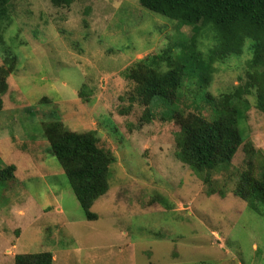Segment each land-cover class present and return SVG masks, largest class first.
<instances>
[{
    "label": "rangeland",
    "instance_id": "rangeland-1",
    "mask_svg": "<svg viewBox=\"0 0 264 264\" xmlns=\"http://www.w3.org/2000/svg\"><path fill=\"white\" fill-rule=\"evenodd\" d=\"M14 9L0 45V65L7 49L19 57L0 116L15 123L0 127V137L15 136L1 145L0 167L2 158L16 167V178L0 180V264L42 252H52L54 264H264V203L254 210L234 195L250 165L254 174L264 170L257 98L248 97L252 109L239 120L246 148L213 177L216 193L209 194L176 158L173 123L160 120L181 104L157 98L150 107L157 117L142 121L144 107L129 97L134 83L122 76L161 52L167 34L178 35L177 22L171 26L139 0H81L59 8L50 0H16ZM27 11L33 17L25 26ZM245 66L244 57L216 64L211 93L239 85ZM205 114L215 116L207 106ZM51 121L95 131L99 146L115 155L110 189L91 208L95 220L86 219L44 138Z\"/></svg>",
    "mask_w": 264,
    "mask_h": 264
},
{
    "label": "trees",
    "instance_id": "trees-1",
    "mask_svg": "<svg viewBox=\"0 0 264 264\" xmlns=\"http://www.w3.org/2000/svg\"><path fill=\"white\" fill-rule=\"evenodd\" d=\"M15 1L0 0V45H5L4 33L15 22ZM77 1L81 0H50L58 8L70 7ZM139 4L164 17L171 26L177 22L179 32L176 36L167 34L161 52L147 55L122 73L134 83L129 97L144 107L141 119L148 123L157 117L150 109L157 98L169 104H181L168 119L160 116V120L173 123L176 158L194 172L209 194H215L213 177L225 165L234 163L241 148H246L239 120L252 109L248 97L257 98L255 107L264 115V0H139ZM25 16L28 19L23 25L27 26L33 16L28 11ZM84 23L87 26L86 20ZM184 27L190 28L188 34L181 32ZM242 57L246 68L245 78L238 77L241 83L223 89L217 96L212 94L216 64ZM3 59L0 113L3 97L9 89L8 79L19 62L18 55L8 49ZM79 94L88 100L83 89ZM47 100L44 98L42 102L48 103ZM206 106L212 108L215 115L210 120L205 114ZM43 131L86 219H97L91 208L110 189V172L116 162L114 153L99 146L95 131L75 132L62 121L47 122ZM15 171L14 165L0 167V180H13ZM234 195L248 202L254 210L257 202L264 203V170L260 175L254 174L250 165L249 170L240 175ZM54 263L52 252L14 257V264Z\"/></svg>",
    "mask_w": 264,
    "mask_h": 264
},
{
    "label": "crops",
    "instance_id": "crops-1",
    "mask_svg": "<svg viewBox=\"0 0 264 264\" xmlns=\"http://www.w3.org/2000/svg\"><path fill=\"white\" fill-rule=\"evenodd\" d=\"M12 113V115L14 114L13 113V111L11 112ZM1 115H4V112H1L0 113V116ZM8 124H10V125H12V124H14L15 125V123H14V119H11L10 120V122H7L6 120H4V121H1L0 122V127L1 126H8ZM11 137H15V136H12V135H8V136H6V137H0V155H3V149H2V144H4V141H8ZM2 158V157H1ZM33 158V157H32ZM34 159V158H33ZM2 161H3V166H7V165H14V164H12V162H9V161H5L4 162V159L2 158ZM35 209V208H34ZM40 211H42L41 209H39ZM59 210L61 211V209L59 208ZM21 213H24L23 211H21ZM56 257V256H55ZM55 257H54V259H55ZM55 261H56V259H55Z\"/></svg>",
    "mask_w": 264,
    "mask_h": 264
}]
</instances>
